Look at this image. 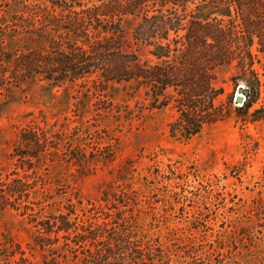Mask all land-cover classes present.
<instances>
[{"label":"trees","instance_id":"obj_1","mask_svg":"<svg viewBox=\"0 0 264 264\" xmlns=\"http://www.w3.org/2000/svg\"><path fill=\"white\" fill-rule=\"evenodd\" d=\"M44 1L51 11L30 9L50 17L58 40L48 50L21 51L17 62L3 58L20 71V85L34 79L52 87L78 85V106L93 102L97 117L115 114L117 122L173 105L177 116L170 132L185 140L225 116L218 105L225 93L221 70L234 66V89L247 85L250 99L239 111L248 110L259 93L255 64L264 62V0ZM133 21L129 39L125 23ZM255 45L262 58L253 52ZM2 73L0 89L14 78L6 77L8 69ZM253 115L264 118V108ZM32 116L11 154L14 170L6 177L0 173V211L13 209L33 224L30 246L43 251L44 264H172L177 249L140 222L131 160L103 191L99 206L91 203L79 212L70 204L44 214L42 201L33 196L45 182L41 169L47 162L90 169L100 160L76 148L81 140L68 125L51 123L44 111ZM100 159L112 162L114 154ZM1 246L0 264H11L17 254L26 261V252L7 237Z\"/></svg>","mask_w":264,"mask_h":264},{"label":"rangeland","instance_id":"obj_2","mask_svg":"<svg viewBox=\"0 0 264 264\" xmlns=\"http://www.w3.org/2000/svg\"><path fill=\"white\" fill-rule=\"evenodd\" d=\"M35 5L52 10L44 0H0V74L8 69L6 77L14 75L0 89V173H12L11 154L21 130L44 111L51 123L73 129L72 136L81 140L76 148L100 160L90 169L47 162L41 169L45 182L33 196L42 201L44 214L70 204L79 212L91 203L99 206L103 191L131 160L140 222L177 249L172 264H264V118L253 115L264 108V62L255 64L262 83L244 111L239 108L250 99L247 85L234 89L231 76L237 69L221 70L225 93L218 105L225 116L185 140L170 132L177 116L173 105L117 122L115 114L97 117L93 102L78 106V85L52 87L38 79L20 85V71L8 68L3 58L17 62L21 51L48 50L58 40L50 17L30 9ZM136 26L137 21L125 23L129 39ZM253 52L263 57L257 45ZM105 152L114 154L112 162L100 159ZM34 235L27 217L13 209L0 211V242L7 237L26 252L24 263L17 254L11 264H44L43 251L30 246Z\"/></svg>","mask_w":264,"mask_h":264},{"label":"water","instance_id":"obj_3","mask_svg":"<svg viewBox=\"0 0 264 264\" xmlns=\"http://www.w3.org/2000/svg\"><path fill=\"white\" fill-rule=\"evenodd\" d=\"M239 91H240V93H245V87L244 86H240L239 87ZM246 93H247V91H246ZM238 101L241 103V102H244V95H240L239 97H238Z\"/></svg>","mask_w":264,"mask_h":264}]
</instances>
